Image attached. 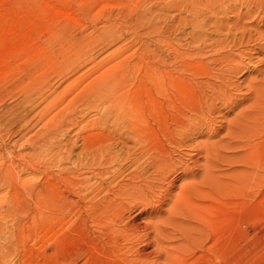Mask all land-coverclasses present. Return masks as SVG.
<instances>
[{
    "label": "bare ground",
    "instance_id": "1",
    "mask_svg": "<svg viewBox=\"0 0 264 264\" xmlns=\"http://www.w3.org/2000/svg\"><path fill=\"white\" fill-rule=\"evenodd\" d=\"M167 1L165 3H167ZM218 1H222V0H176V2L174 1L175 2L174 6L176 7L179 6L178 7L179 11L182 9L181 11L183 13L186 12V15L188 12L189 15L191 14L193 16V21L195 18L196 19L195 21H197L195 23H198L197 25L196 24L191 25V30L189 32L186 31V33L183 32L184 34L181 33L182 35L180 36V38L176 35L177 40L180 39V41H178L177 44L172 43L171 41H168V40H171V38L169 39V37L165 36V33L167 32V29L165 27H167V25H147L148 39H147V42L145 43V48H144V45L142 48L143 50L145 49L146 51V59H145L146 66H145L144 71L142 72L143 73L142 79L141 80L137 79L140 84L141 83L143 85L146 84V86L144 85L145 89L143 88L145 92V94L143 92L144 95L140 94L139 92H137L135 95H132L130 94V90H129L128 93L125 92L126 95L130 94V96L128 95V100L126 99L127 97L125 98L124 92H122L121 94L119 92V94L117 93V95L114 94L112 96L113 89L115 88L114 86L117 85L118 82H122L127 76L129 77L131 75V72L137 69L136 61L134 62L133 60L132 62L130 61L131 64H128L129 62L128 63L126 62L127 64L125 65L127 66H124L125 62H122V60L125 59L127 61L128 58L123 57V59L118 60L119 58H117L116 54L118 53V50L121 49L119 47L111 55L109 54L110 57L107 56L103 58L102 60H98V58L95 56H87V57L85 56V58L81 60V58H79L80 57L79 55L81 52L79 53V51L83 47V45L80 46L79 44H77L78 42L77 43L71 42L72 44H68L70 46H68L67 48V51L69 50L67 52V55L61 56L62 58L59 63L56 62L54 66H50V69L36 70V73H35L36 76H34V78L32 79L30 78L28 84H26V88L24 87L25 88L23 91L24 98H22V100L20 99L21 102L17 103L14 108H11L10 112L6 115V117L8 115L9 117H11V121L13 119V121L24 123L23 127L27 129L28 133L36 130L41 124L43 126L40 127V129L38 128L34 134L32 133L33 135L31 136V140L29 142L27 141V144L24 145V148L22 147L23 155L21 156L20 154V156H15V157H21L19 158L20 162L15 161V157L12 158V161L10 160L11 162H7V160L9 159L7 158L6 161L3 160L4 157L3 155L0 154V161H1L0 162V186L6 187L5 185L8 184L7 189H9V184H10V186L12 187V193H13V199H14V200L12 199L13 201L11 200L12 202L10 203L9 201L11 199L10 197L11 195H10L8 196L10 198V199L8 198L9 203L4 202L3 204H0V264H17L16 260L20 258L21 256H23V255L21 256L19 255L20 256L19 257L17 255L20 253V251L24 249L23 247H26L24 245L27 244V242L29 243L28 237H30L29 235H31V233L28 232V229L30 227L37 228L38 226H40V229H42L44 225L50 226L51 224H47V223L52 222L54 217L57 216L55 214V212H57L55 209L63 210L65 208L64 207L65 201L63 200V197H62L63 201L61 200V201L56 202L54 201V199H52V196L50 195L52 190L51 192H48V190L51 189L50 188L51 181L46 179V182L44 184L43 183L40 184L38 181L39 180L38 178V180L36 179L37 181L34 180L35 182L34 183L32 182L33 184L30 185L27 183V180H22V179L19 180L20 176H18V173L20 171L17 173L16 169L21 168V166H23V169L25 171L31 173L30 175H32V173L36 175L44 174L46 172L45 171L46 168H48L45 166H49V167L55 166L56 167V165L58 166L60 164L61 162L60 160H63L61 159L62 155L60 153H65L64 152L65 149L63 148L64 149L62 150L63 152L59 153V151L61 150L57 149L56 148L57 146H55V144L58 140L60 141L62 139L60 136L65 135L64 132L66 131L64 130L65 128L68 127L67 123H70V122H67V116L62 117V115H60L61 113L59 112L60 113L59 114L57 112L58 114L55 113L54 117L52 116L51 118L50 114L46 112L45 108L47 106L45 105L46 107L43 109L44 107L43 105V107H41L43 109L42 112H40V107H39L40 113L38 114L35 113L36 115L32 116L31 119H28V118L30 117L31 114H33L37 110L38 106H40L42 103H45V101H48L47 97L43 96L44 93L43 95H41L40 93L47 88V83L49 81L48 78L54 74L63 76V78L64 77L68 78L70 75H72V72L75 71V69H73L72 72L67 71L68 69L70 71V66H71V65L70 66L66 65L68 61L69 63L71 61H74V63H76L77 61L79 62L81 60L79 64H77V71L75 73L79 75L80 73H83L82 71H86L85 73L87 74L86 77H88V79L86 78V80H84L85 82H82V84L81 83L80 84L84 85L83 91H85V93L87 92V94L85 95L83 94V95L85 97L89 95V100L90 102H92L89 105H91L94 108L95 116L94 118H92V116H89L91 117L89 118L88 117L89 111H88V113L86 112L87 114L84 115L83 119L80 117L82 119L81 122H83V123L80 122V124L82 125V128H81L82 130H80V134L83 133V132L81 133V131H85V132L88 131V132L84 133L85 135L82 134L81 136L78 133L79 132L78 130L77 132H75L79 134L81 138H83L82 144H80L82 147V148L80 147L81 148L80 154L78 153L76 158H73L72 153L74 152L73 150H74V146H76L75 144H77V142H75L76 137L74 138V136H76L77 134L76 135L71 134V136L73 135V138L67 139V145H62L63 143L61 144V146L67 147V153H65L67 154L65 155L67 156V159L65 160L67 162V173L69 175L70 173L73 175V177L71 176L67 177V181H71V182L74 181L72 182L73 187H75L76 183H79L76 189L71 188L72 192H70L71 191L70 188H69L70 191L68 190L70 195H73L77 198L73 199V196L71 198L67 196V199H65L67 200L66 213H67V216L73 215L77 219H80L81 223L83 221V224L80 223L81 225H83L82 227L80 226L81 228H84V227L87 228L89 224L91 223L96 228V230H94L95 231L94 234L96 233V235L93 234L94 236H96V238L93 237L90 239V241L88 242V244H90L89 248L84 247L85 249L83 248L82 250V248L80 249V248L75 247L71 249L69 252H67L68 254H66L67 256H66V261H65L66 264H77L78 262L75 263L74 261H77L81 257H82V260L84 259L83 264H141L139 260L131 261L127 257H125V254L128 253L129 248L126 245H123L122 243L119 242V239H117L119 230L114 227L116 220L121 219V218L123 219L124 218L123 215H125L124 213L130 210L131 208H133L134 206V205L129 204V202H127L128 200H126V197L129 198V196L134 195L135 191L136 192L140 191L138 180L141 177H143L144 174L146 175V177L148 176V173L150 175V171L146 173L149 167L151 168L155 166L156 168L159 167L161 170H163V172H164V169L165 170L168 169V172H170L173 170L176 171L178 168L180 169L182 168L184 175H187V173H190V171H188L189 170L188 167H186L187 166L186 163H183V161L179 159H178L179 161L175 160L176 157L174 158V155L172 154V151H173L172 149L175 146H178L180 143L179 138L181 139L182 137L180 136V134L181 135L187 134L186 136L189 137V135L191 136V134L195 133L194 131L199 132L200 124H198L197 119H199V117L205 118L203 117V115L209 109L212 110L211 107H213L214 105L220 107L219 105H217V102L218 103L220 102L219 104L222 106L223 105L231 106L236 100V98L235 96L232 97L231 95H227L224 87L226 86L227 88V86L231 85L232 83L230 84V82L234 79V77L236 78V77L243 76V75H246V76L244 77L242 82H239V84L237 81L240 79L236 81L237 85L234 81L232 82H234L235 85L237 86L235 87L237 88V90L245 86L247 91H245V88L242 90H244L247 93H245V96L240 104L242 105L243 103H247V105L229 123V125L224 128V130H226L227 132L226 137H228V142L227 141H226L227 143L225 142L226 147L224 146L225 147L224 149L235 151L233 155L235 153H236L235 155L239 154L240 156L238 157L239 158L238 161H240V163H242L243 165L247 166L248 169L250 168L251 165L254 164L255 150L257 148L258 142L264 136V58L257 60L260 63V64L257 63L258 65L255 64V61H254L255 59L253 60V58L255 57V55H257L256 57H258L259 55H263L264 53V44H260V43H263L264 41L258 42L261 39V37L264 40V30L261 31V26H258L255 23L256 25H254V29L255 28L256 29L253 30L254 34L256 32L259 34V37L255 38L253 36V31L249 29L250 27L242 28L240 24L233 25V26L229 24L227 25L226 24L227 22L225 21L226 18L222 20V22L221 21L218 22L216 15L215 17L212 16V14L214 15V12H216L215 10L218 9L220 5L221 6L224 5V3L221 4L223 2L222 1V2H219L220 5L217 7V5L215 4H218L217 3ZM258 2L259 1L254 2V4L257 3L256 6H258V9H260L259 8L260 5H258L259 3H262L263 4L262 8H264V0H261L259 3ZM244 3L248 5L247 2L244 1ZM244 5L245 4H243V6ZM204 7L208 8L206 12L210 11V13L212 14L209 13V15H211L215 19L211 18V16L209 17L203 16L202 13L205 11L203 12H200V11L204 9ZM223 8L224 6L222 8L219 7V10L221 11V9ZM231 8H232V5H231ZM232 9H235V7ZM249 10H252V9L250 8ZM249 10H247V15L252 16L251 11ZM262 10H260V12ZM224 11H226L225 8H224ZM222 12L223 11H221V13ZM253 13H254V10H253ZM200 17L201 18L204 17V20H206L207 18L209 19L204 21ZM199 18L201 19V21L206 22V24H203V22L201 23ZM259 18H260V15H259ZM183 19H185V17H183ZM262 19H264V16L262 17ZM189 20H192V19H189ZM212 22L214 24H212ZM223 22H226V23L223 24ZM175 26L173 25V29L176 30L178 28L177 30H179V28L184 29L185 27L189 25L180 24L179 26L175 24ZM208 26L209 28H207ZM169 27H172V26L169 25ZM113 34L108 35V36L112 38L111 36L113 37L115 36ZM105 35H106L105 39L107 41L108 39L107 33ZM80 39L82 38L80 37ZM75 41L77 40L75 39ZM252 41L254 43L256 41L258 42L257 44H255L256 47L251 49V47L249 46L251 49V50L249 49V51L251 53H246L243 49V52H245L246 55H242L243 53L242 54L240 53L241 57L238 58L237 54L234 51L238 49L241 45H244V43L249 44ZM242 48H240L239 50H241ZM85 51L88 52L89 49L88 50L86 49ZM77 53H79V55ZM83 55H85L84 52H83ZM137 57H139V54H137ZM70 64H73V63L71 62ZM82 65H83V68H81ZM66 66L67 67L69 66V67L66 69ZM137 66H140V65H137ZM251 74H254V75L251 76ZM224 78L226 79L228 78L229 80H231L229 84L227 82L224 83L225 81H228ZM77 79L78 78H75V79L73 78L72 81H75ZM130 79H133V77L130 76ZM217 79L218 80L220 79L219 81L222 83L219 84ZM137 80L135 81L137 82ZM73 83L75 84V82H71L67 84L66 86L64 85L65 87H63V89L59 92L58 91L56 92V90H53V89L49 90V91H52V95H55V98L53 99L59 100L58 101L59 105L61 104H63L62 106L65 105L66 100H67V91L69 90L67 89V87L69 86L70 90L71 88L74 89V86H72ZM61 84L63 85V83ZM120 84L122 85L123 83H120ZM125 84L127 83L125 82ZM76 85L78 89L79 85L78 84ZM138 85L139 84H136L135 87L138 88ZM130 86L131 85H129L128 87V84H127L128 88H131ZM231 86L233 87V85ZM127 87L126 89H128ZM229 87L227 88L228 90H230ZM117 88H115V92H118L116 91ZM80 89L82 90V88ZM217 89H220L219 90L221 91L220 93L223 92V94H219V91L218 93L215 94V90ZM232 91L235 92V89ZM240 91H238V93ZM44 92H46V90ZM84 96L83 98H85ZM57 97H59L60 99H57ZM109 97L112 98L110 100L111 102L109 101L112 104H110L109 102L107 103L108 99H110ZM124 100L125 101L127 100V102L125 103ZM115 102H122L123 105L122 104L119 105L120 109L122 108V110H124L123 107L124 108L126 107L128 111L127 113L128 116H129V113H131V115H133V119L130 118V119L124 120L123 119L124 117H121V116H120L121 118L119 117L117 118V116L120 113L117 116H115L117 109L116 110L114 109L118 106L116 105L117 103ZM47 104H51V103H47ZM183 104H184V108L186 107L190 109L191 111L196 113L194 114V116L197 115L198 117H194L195 119L194 118L190 119L192 118V115H191L190 118H188V116L186 118V112H184L181 109V106ZM236 104H239V102H237ZM87 107L88 106L86 107L83 106L81 108H87ZM216 108L214 109L218 112L219 109L218 108L216 109ZM64 109H61V111ZM88 109L90 108L88 107ZM214 109L213 111H208V112L209 113L215 112ZM123 113H126V111L125 112L123 111ZM80 115H81V112H80ZM184 115H185V118L189 120L188 124H187V121H185V118L183 117ZM73 117H71V119ZM110 117H112V119ZM207 117L210 118L211 116H207ZM50 118L51 119L54 118V120H52V123L54 122L53 124L51 123ZM36 119L38 121H36ZM47 119L50 120L49 121L50 123L49 122L46 123ZM194 120L197 121L199 129L195 128L196 126H195ZM199 122L201 123V118ZM205 123L203 122L202 124H205ZM12 124H16V123L12 122ZM185 126H188V128L185 129L187 130L186 133H183V129H184L183 127ZM68 131L70 130L68 129ZM178 136L180 137L178 138ZM78 137H77V140L79 139ZM95 137L98 138L97 141H95L96 139L94 140ZM223 140L225 141V139ZM128 141L133 142L134 146L133 145L130 146L131 144L128 145L129 143ZM57 145L59 146V143ZM208 150H211V149H208ZM173 152L175 154V150ZM225 154L229 155L228 153H225ZM146 156H147V159H146ZM56 158L60 159L59 160L60 162L58 164H55L56 162H58V159ZM205 162H206L205 166L203 167L206 172L204 173L205 175L202 177V179H199V181L195 183V181L197 180L195 178L197 177V174L195 175L194 171L188 174V175L193 176L195 181H192L188 184H183L182 186H180L179 194L175 197V199L173 197V200H172L174 201L173 208L170 207L172 209L171 211H173L174 214L179 215V217L180 216L183 217V218H178L175 216L171 217L173 220L178 221L181 227L188 226L198 231L197 233L200 235V238L195 239V243L199 245L200 247H203L204 240H208L210 237L216 238V235L219 236L220 232L222 231L220 229V226L223 224L221 221H219V214H222L224 212V210L222 209L223 207H229L231 205L229 202L230 198H233L234 196H237L238 194L240 195L244 191L245 187L247 186V182H249L252 177H258L257 174H252L250 172L248 174L244 173L246 176L242 174L243 177L242 175L235 177L234 180H232V182H229L230 184L228 183V180L225 181V179L224 180L221 179L223 180V182H221V180L218 178V175H216L214 171L215 167L218 165L217 159H215L214 157L208 154V156H206ZM236 162L234 160L233 163L232 162L230 163L235 164ZM68 163H70V166H68ZM107 163L108 164L111 163L110 165H112L113 169L110 170L109 167L107 168L108 166L106 165ZM178 163L179 165L181 164L180 167H178L177 165ZM95 164L96 166H94ZM105 166H106V169H105ZM80 167H83V168L87 167L88 169H91V171L89 170L90 173L88 172V174L91 175L92 173L93 174L92 178H95V180L93 179L94 181L92 182V179H90L91 178L90 175L85 176V177L84 176L82 177L81 175V177H77L78 168ZM204 169H202V171ZM83 170H82V173H85V171L83 172ZM151 170H152L151 172H153L154 169H151ZM236 170L237 169H235L234 167L233 171H236ZM239 171H242V170H239ZM79 172H81L80 169H79ZM239 173L241 174V172ZM162 175H164V173ZM100 176L102 177L101 179L98 178ZM152 177L155 178V176H152ZM157 177L158 176H156V178ZM73 178H75L78 182H76V180H71ZM81 178L82 180H79ZM163 179L166 180V177ZM88 180H90L92 183H88L90 182ZM145 180H149V179H145ZM152 180L154 181V179L151 178L150 181L153 182ZM148 183H145V184H148ZM165 183L163 181L162 185ZM66 184H69V183H66ZM160 186L161 185H159V187ZM149 188L151 189V185ZM150 189L148 191H150ZM153 189L155 188L153 187ZM160 189L162 190V188ZM156 190H159V189H156ZM141 192L140 193L138 192V193L143 194ZM54 193L58 194V191L54 190ZM154 193H156V191ZM131 198L130 200L134 199V198L132 199ZM141 198H143V196ZM1 201L3 200L0 199V202ZM133 202L132 204H134ZM73 207H75V213L71 214V209ZM4 213L6 214L7 218L10 217V219H12L11 223L8 221H5L4 219L5 216H2ZM52 214H55V216L52 217ZM1 218H3L4 220ZM61 218H64V217L62 216ZM54 222H56L55 219L52 223ZM63 227H64V223H63ZM26 228H27L28 237L26 236V233L24 232ZM44 228L46 229V227ZM59 228L61 227L59 226ZM45 229L43 231H45ZM51 229L52 228L50 226L49 230ZM32 231L36 233L34 229H32ZM184 231H187V229H185ZM188 231H192V230L189 229ZM88 232L86 235H88ZM91 232L93 233V231ZM92 233L90 237H92ZM34 235L35 234L31 235L32 238L31 237L30 238L33 239ZM46 235L48 234L46 233ZM42 236H43L42 237L43 239L44 234H42ZM34 238H38V237H34ZM70 238H71L70 235L69 236L67 235V241L69 240L68 242L71 243L73 240H70ZM38 239L36 240L33 239L34 240L33 242L36 245H39L37 244V242H35V241H38ZM46 239H47V236H46ZM51 240L53 241L54 239L51 238ZM59 240L61 239L56 237V241L54 240L55 242L54 244L60 246ZM30 242L32 241L30 240ZM45 242H50V241L46 240ZM73 243H71L72 246L74 245ZM45 245L46 244H44V246ZM51 246H53V243ZM40 247H43V246H40ZM41 249L43 250L44 248H41ZM41 249L39 250L41 251ZM179 249H181V246L179 247ZM23 251L21 252L22 254L24 253ZM26 251L27 250H25V253L27 255V253H30L31 249L30 251H27V252ZM31 254L29 255V257L31 256ZM35 255L36 254H34V256ZM105 257L107 258L108 262L107 263L101 262ZM174 258L178 262L177 264H185L187 261V258L182 260L179 256H175ZM34 259H37V258H34ZM21 260H22V257H21ZM21 260L19 261L20 264H21ZM58 260L60 259H57L56 261L58 262ZM60 263L65 264L63 263V261ZM27 264H29V262ZM31 264H33V262Z\"/></svg>",
    "mask_w": 264,
    "mask_h": 264
},
{
    "label": "rangeland",
    "instance_id": "2",
    "mask_svg": "<svg viewBox=\"0 0 264 264\" xmlns=\"http://www.w3.org/2000/svg\"><path fill=\"white\" fill-rule=\"evenodd\" d=\"M166 1L167 0H0V117H1L0 118L1 119L0 120V136H1V138H0V154L3 155V157H4L3 160L6 161V159L8 158L9 160H7V162H11L13 157L20 156V154L22 156L23 155L22 147L24 148V145L27 144V141L29 142L31 140V136L36 132V130L38 128L40 129V127L43 126L41 124V125H39V127L36 130L28 133L27 129L23 127L24 123L18 122V121H13V119L11 121V117H9V115H8L7 117H9V118H7L6 115L10 112L11 108H14L16 106V104L20 103L22 98H24V96H23L24 92L23 91L26 88V84H28L30 78L32 79V78H34V76H36V74H35L36 70L50 69V66H54V64L56 62L59 63L61 61V58H62L61 56L67 55V52L69 51V50L67 51V48H68V46H70L68 44H72L71 42H76V43L78 42L77 44H79L80 46L83 45V47L79 51V53L81 52L80 55H79V53H77L80 56L79 58H81V60L84 59L85 56L86 57L87 56H95L98 58V60H102L103 58L109 56V54L111 55L114 51H116L118 49V47L121 48L120 50H118V53L116 54L117 58H119L118 60L123 59V57L124 58L127 57L128 58L127 61L125 59L122 60V62H125L124 66H127L125 64H127L128 62H129L128 64H131L130 61L132 62V60H133V62L136 61L137 62V64H136L137 69H135L133 71L136 74L131 72L130 76H132L133 79H130V76L129 77L127 76L122 82H118L120 86L118 85V83H117V85L114 86L115 88L118 87L116 89V91H118V92H115V88H114L113 92H112V96L114 94L117 95V93L119 94V92H120V94L122 92H124L125 98L127 97L126 99L128 100V95L130 96V94L135 95L137 92H139L140 94L144 95L145 92H144L143 88L145 89L144 85L146 86V84H144V85L142 83L140 84L138 82V80L142 79V77H143L142 72L144 71L145 66H146V60H145L146 59V51H145V49L143 50L142 48H143V45L145 48V43L147 42V39H148V35H147L148 34V27H147V25H167V27L171 30H169L167 27H165L167 29L165 36L169 37V39L171 38V40H168V41H171L172 43L177 44V42L180 41V39L177 40V36L180 38V36L182 34L186 33V31L189 32L191 30V25H193V24L197 25L198 24V23H195V22H197V21H195L196 20L195 18L193 21V16L191 14L189 15V13L187 12V15H186V12L183 13L181 11L182 9L179 11V8H178L179 6H177V7L174 6V3L176 2V0H169V1H167V3H165ZM222 1H218L217 2L218 4H215V5H217V7H218L220 5L219 2H222L221 4L224 3V5H222V6L220 5L219 7L222 8L224 6L226 11L229 10L228 12L224 11V8H223V9H221V11H223L221 13V11L219 10V7H218V9L215 10L217 12V14H216V12H214V15L212 13H210L209 10H208L209 12H206L208 9L207 7H204V9H202L200 12H203V11L206 12V13L205 12L202 13L204 17L211 16V15H209V13L212 14V16H214V17L216 15L218 22H220V21L222 22V20H224L226 18L225 21L227 23L223 22V24L226 23L227 25L229 24L232 26L240 24V26H242V28L250 27L249 29L252 31L256 29V28L254 29V25L257 24L258 26H261V31L264 30V24H263L264 19H262V17L264 16V10H262V9H264V8H262L263 4L259 3L261 0H242V1L239 0V2H238V0H222ZM244 1L247 2L248 5H246V3H244ZM251 1L252 2L253 1L254 2L259 1L258 5H260V7H259L260 9H258V6H256L257 3L254 4V2L252 3ZM169 3H170V5H169ZM233 3H234V5H233ZM243 4H245V5L243 6ZM231 5H232V8L235 7V9H232ZM255 6L257 7L258 10L256 9ZM226 8H228V9H226ZM250 8L252 10H249ZM247 10L251 11L252 16L247 15ZM253 10H254V13H253ZM260 10H262V11L260 12ZM218 14H219V16H218ZM259 15H260V18H259ZM212 16H211V18H213ZM183 17H185V19H187V20L183 19ZM204 17H202V18L200 17V18L204 20ZM249 17H251V18H249ZM188 18L192 19V20H189ZM201 19H200V21H201ZM208 19L209 18H207L206 20H208ZM213 19H215V18H213ZM206 20H204V21H206ZM255 20H257V21H255ZM192 21H193V23H192ZM202 22L203 21H201V23ZM209 22H208V24H209ZM175 24H177L179 26H180V24L181 25H183V24L189 25V26L185 27L184 29L179 28V30H177L178 29L177 28L175 30V29H173V25L175 26ZM203 24H206V22H203ZM212 24H214V23L212 22ZM169 25L172 27H169ZM175 28H176V26H175ZM207 28H209V26ZM106 29L108 31L110 30L111 32L109 31L110 32L109 33ZM180 30H181V32H180ZM115 31H116V33H115ZM105 32L107 33V36L112 35L113 33H114L113 35H115L114 37L111 36L112 38H110V36H108V39H107L108 43L105 39V37H106ZM253 36L255 38H257V37H259V34L257 32L254 34V31H253ZM80 37L82 39H80ZM118 38H120V39H118ZM75 39L77 41H75ZM93 39H95V40H93ZM257 41L255 43L252 41L249 44L244 43V45L247 44L246 46L241 45V44H243V43H241L240 44L241 46L239 45L240 47L234 51L237 54V57L238 58L241 57L240 53L241 54L243 53L242 55H246V53H251L249 51L250 47H251V49H253L256 47L255 44H257L258 42H263L264 40L261 37V39L258 42ZM104 43H106V44H104ZM260 44H264V42L260 43ZM79 45H77V46H79ZM178 46H180V45H178ZM240 48H242V49L239 50ZM86 49L87 50L89 49V51L88 52L85 51ZM243 49L246 53L243 52ZM82 50H84V51H82ZM138 51H140V52H138ZM83 52L85 55H83ZM121 52H122V54H121ZM119 54H120V56H119ZM133 54H135V55H133ZM137 54H139V57H137ZM256 56L257 55H255V57L253 58V60L255 59L254 60L255 64L259 63V61H257V60L264 58V57H262V56H264V53H263V55H259L258 56L259 58ZM129 58H130V60H129ZM139 60H141L142 62ZM254 61H252V62H254ZM71 62L74 65L70 64ZM71 62L69 63V61H68V63H66V65H69V66L71 65L70 71H69V69L67 71L72 72L73 69H75V71H73L72 75H70L68 78L67 77L63 78V76H60L58 74L51 75L50 77L48 76L49 81L47 83V88L45 89L46 92H44L45 90L40 92L41 95H43V93H44L43 96L47 97L48 101H45V103H42L40 106H38L37 110L33 114H31L30 117L28 118V119H31L32 116L42 112L46 106L48 107V105H49V107L48 108L46 107L45 109H46V112L48 114H50L51 118H52V116L54 117V114L57 112L58 113L60 112L61 114L60 113L59 114L62 115V117L67 116V122H70V123H67L69 128L66 126L67 128H65V130H64V131H66V132H64V134L66 136L64 134H62V135H64V136H60L62 139L60 141L58 140L55 144V146H57L56 148L61 150V151H59V153L63 152L62 150H64V149H65L64 152L67 153V147L61 146L62 143H63L62 145H67V139L73 138V135L77 134V133H75V132H77V130L79 131L78 133L80 134V130H82L81 129L82 125L80 124V122L82 121L84 115H86L89 111L88 117L92 116V118H94V116H95L94 115V113H95L94 108L91 105H89L92 103L89 100V95H87L86 97L84 96L85 94H87V92L85 93V91H83L84 85H81L82 82H85L84 80H86V78L88 79V77H86V75H87L85 73L86 71H82L83 73H80L79 75L76 74L75 72L77 71V64H79V62L78 61L76 63H74V61H71ZM137 65H140L141 67L137 66ZM68 67L66 66V69ZM81 68H83V65ZM88 68H90V67H88ZM137 71H138V73H137ZM29 72L32 74H30ZM27 73H29V74H27ZM253 75L254 74H251V76H253ZM134 76H135V78H134ZM245 76L246 75L239 76L236 78L234 77V79L232 78L233 79L232 81H234L237 85V82H238V84H239V82H242ZM136 77H138V78H136ZM73 78L74 79L78 78V79L75 81H72ZM134 79L135 80L138 79L137 80L138 83ZM224 79H226V78H224ZM238 79H240V80H238ZM133 80H134V82H133ZM219 80H218V82H219V84H221L222 82H220ZM226 80H228V81L224 80L225 81L224 83L227 82L229 84V82L231 81L228 78ZM124 81L128 84V87H129V85H131L130 86L131 88H128L127 84H125ZM129 81L130 82L132 81L133 83L131 82V84H130ZM232 81L230 82V84L232 83L231 85H233V87L231 85H229V86L232 88L227 86V88L229 87V89H230V90H228L226 88V86H225L226 84H225L224 89L226 90L227 95H231L232 97L235 96V98H236V100L234 101L235 104L233 103L231 106L230 105H228V106L223 105L222 106L219 104L220 102L219 103L217 102V105H219L220 107L215 106V105L213 107L214 108L217 107L219 109L218 112L213 107H211L212 110L209 109L208 111H213V109L215 111V112H210L211 115L207 111L203 115V117H205V118H202V117H199V119L196 118L198 121V124H200L199 125L200 129L198 128L197 121L194 120L195 126H196L195 128H198L200 130L199 132L194 131L195 133L191 134V136L189 135V137L186 136L187 134H182V135L180 134V136H182V137L180 139L179 138L180 136H178L179 142H180L179 145L175 146V147L172 146V147H174L173 149L171 147V149L173 151L175 150L176 155L171 150L172 154L174 155V158L176 157L175 160H177V161L182 160L183 163H186L187 166L186 165L185 166L188 167V169H189L188 171H190V173L194 171L195 172L194 174L195 175L197 174V177H195L197 180L195 181L193 176L188 175L190 173H187V175H184L182 168L181 169L178 168L177 169L178 171L173 170L174 172L173 171L168 172V169H166V170L164 169V172H163V170H161L159 167H157V168H156V166L152 167V168L149 167V169L146 173H148L150 171V175L148 173V176L146 177V175L144 174V176L139 179L140 181L138 180V184L140 187V191H138V192L140 193L143 190L141 192L143 194H139L138 192L135 191L133 196H129V198L126 197V200H128L127 202H129V204L134 205V206H133V208L128 210L130 213L128 211L124 213L125 215H123L124 216L123 219L121 218V219L116 220L114 227L119 230V234H118V238H117V239H119V242L122 243L123 245H126L129 248V249L126 248L129 251H128V253L125 254V257H127L129 260H131V261L139 260L141 262V264H177L178 262L176 261V259L174 257L179 256L182 260L187 258V261L185 264H264V136L258 142L257 148H256L255 153H254L255 161H254V164L251 165L249 169L247 168V166L243 165L242 163H240V161H238V159H239L238 157L240 156L239 154L235 155L236 154L235 153L233 155V153L235 151L224 149L226 147L225 142L226 141L228 142V137H226L227 132H226V130H224V128L226 126H228L229 123L247 105V103H243L242 105L240 104L242 102L244 96H245V93H247V92H245V91H247L245 86H243L241 89L237 90V88H235L237 86ZM71 82H75V84L73 83V85H72V86H74V89L71 88V90H70V87L69 86H68L69 88L67 87V89H69V90L67 91L66 103L64 106H62L63 104L59 105V102H58L59 100H54L53 98H55V95H52V91H49V90L53 89V90H56V92L57 91L59 92L63 89V87H65L67 84H69ZM61 83H63V85ZM120 83H123V84L121 85ZM76 84L79 85V88H78L79 91L77 89ZM136 84H139L138 88L135 87ZM125 85L128 89H126ZM80 88H82V90ZM244 88H245V91L242 90ZM139 89H141V90H139ZM234 89H235V92L232 91ZM129 90H130V94L126 95V93H128ZM219 90L220 89L215 90V94L218 93ZM238 91H240V92L238 93ZM143 92H144V94H143ZM220 92L221 91H219V94H223V92L222 93H220ZM233 94H235V95H233ZM83 96L85 98H83ZM112 96H110V97H112ZM57 99H60V98L57 97ZM111 99L112 98L108 99L107 103ZM127 100L126 101L124 100L125 103L127 102ZM237 102H239V104H236ZM47 103H51V104H47ZM115 103H117L116 105H118L116 108L114 107L115 108L114 110L117 109L115 116H117L120 113L117 116V118L118 117L119 118L124 117L123 118L124 120L130 119V118L133 119V115H131V113H129V116H128V114H127L128 111H127L126 107H125L126 109L123 107L124 110H122V108L120 109L119 105L120 104L123 105L122 102H115ZM110 104H112V103H110ZM43 105H44V107H43ZM55 105H57V106H55ZM122 105H121V107H122ZM83 106L84 107L88 106L90 109H88V107L87 108H81ZM39 107H40V112H39ZM41 107H43V109ZM91 107H92V109H91ZM185 108H184V104H183L181 106V109L184 112H186V118H187V116H188V118H190L191 115H192V118H190V119H193L194 117H198L197 115L194 116V114H196V113H194L193 111H191L188 108H186V109ZM61 109H64V110H62L64 112H62ZM187 109H188V111H187ZM50 110H52V111H50ZM6 111H8V112H6ZM119 111H121V112H119ZM123 111L124 112L126 111V113H123ZM80 112H81V115H80ZM190 112H192V113H190ZM2 113H3V115H2ZM189 113H190V115H189ZM122 114H123V116H122ZM181 116H182V114H181ZM207 116H211V117L209 118ZM71 117H73V118L71 119ZM183 117L185 118V115ZM51 118H50V120L52 123V120H54V118L53 119H51ZM89 118H91V117H89ZM110 118L112 119V117H110ZM186 118H185V121H187V124H188L189 120ZM200 118H201V123L199 122ZM47 120H46V123L50 121V120H48V121ZM74 120H76V121H74ZM36 121H38V120L36 119ZM12 122L16 123V124H12ZM76 122H78V123H76ZM203 122L204 123L206 122V123L202 124ZM81 123H83V122H81ZM184 125H186V124H184ZM10 128H11V130H10ZM183 128H184L183 133H186L187 130H185V129L188 128V126H185ZM68 129L70 131H68ZM15 132H16V134H15ZM86 132H88V131H86ZM86 132L81 131L82 134H84ZM62 133H63V131H62ZM71 134H73V135L71 136ZM79 134L74 136V138L76 137L75 142H77V144H75L76 146H74V150H73L74 152L72 153L73 158H76L78 153L80 154V151L82 148L80 144H82L83 138L80 137L82 134H80V136H79ZM185 136L187 139L185 138ZM77 137L79 138L78 140H77ZM223 139H225V141ZM62 140H63V142H62ZM94 140L97 141L98 138L95 137ZM222 141H224V142H222ZM128 142H129L128 145L131 144L130 146H132V145L134 146L133 142H131V141H128ZM20 143L22 144V146ZM58 143H59V146L57 145ZM64 143H66V144H64ZM18 147H19V149H18ZM208 149H211V150H208ZM229 151H231V152H229ZM211 152H212V154H211ZM65 153H60L63 157V158L61 157V159H63L64 161L67 159V156H65L67 154H65ZM225 153H228L229 155H226ZM208 154L211 155L212 157H214L215 159H217L218 165L216 166L217 168L215 167L214 171H215V174L218 175V178L220 180L225 179V181L228 180V183H229V182H232V180H234L235 177L242 175L244 173L248 174L250 172L252 174H257L258 177H252L251 180L249 182H247L246 187H248V188L245 187L244 191L240 194L241 196L238 194L239 196L237 195V196H234L233 198H230L229 202L231 205L229 207H223L222 208L224 210V212L222 214H219V221H221L223 223L220 226V229L222 231L220 232L219 236L216 235V238L210 237L208 240H204V243H203L204 248H203V247H200L199 245H197L195 243V239L200 238V235L197 233L198 231L195 230L194 228L188 227V226L187 227H181L179 225V222L173 220L171 217L172 216H175L178 218H183V217L182 216L179 217V215L174 214L173 211H171L172 210L171 208H173V205H174V201H172L173 197L175 199V197L179 194L180 186H182L183 184H188L192 181H195V183H196L197 181H199V179H202V177L205 175L204 173L206 171H205L203 166H205L206 156H208ZM64 157H65V159H64ZM19 158H21V157H15V161L20 162ZM56 159H58V162H56L55 164H58L61 161L58 166L56 165V167H58V168H56L55 166L54 167L45 166V167H48L49 169L46 168V170H45L46 172L44 174L36 175V174L32 173V175H30L31 173L25 171L23 169V166H21V168H18L19 170L16 169L17 173L20 171L18 173V176H20L19 180L20 179L27 180V183L30 185H32L35 181H37L38 178H39L38 181L40 184L41 183L44 184L46 182V179L51 181L50 182V188L51 189H49L48 192H51V190H52V192L50 193V195L52 196V199H54V201L58 202V201H61L62 197H63V200L65 201V203H64L65 208L63 209L64 211L60 210V209H55L57 212H55V210H54V212L57 216H55V214H52V217L55 216L54 219L57 223L56 222L52 223L54 221V219L52 222L47 223V224H51L50 225L52 228L51 230H49L50 226H45V225L42 227V229H40V226H38L37 228L35 227L36 229L34 227L33 228L30 227L28 229V232L31 233V235L35 234L33 236L34 240L39 238L38 241H35L39 245H36L33 242L34 240L31 239L32 238L31 235H29L31 238L27 236V228H26V230L24 232L26 233V236L29 239L28 240L29 243L27 242V244L24 245L26 247H23V248L27 251H30V249H31L32 252L30 251V253H27V255H28L27 256L25 253V250L23 249L24 250L23 251L21 249L25 254L24 253L22 254L21 253L22 251H20V253L17 256H19V255L20 256L23 255V256H21L22 260H21L20 256H19L20 258H18L16 260L17 264L20 260H21V264H24L25 261H26L25 264H27L28 262H29V264H31L32 262H33V264H36V262H37V264H44V263L53 264V262H54V264H55V262H56V264H62V263H60L62 261H63V263L66 264L65 261H66V256H67L66 254H68L67 252H69L71 249H73L75 247L80 248V249L82 248V250L84 247L89 248L90 244H88V242L90 241V239L93 237L96 238V236H94V235H96V233L94 234V232H95L94 230H96V228L91 223L88 226L89 228L87 227L89 230L85 227H84L85 228L84 229V228H81L83 226V225H81V224H83V221L81 223L80 219H77L73 215L67 216V213H66V211H67V200H65V199H67V196L70 198L73 196V195H70L69 191L71 188L76 189V187H78L79 183H76L75 187H73L72 182H74V181H72V182L67 181V177H70V176L73 177V175L69 171L68 172L70 173V175L67 173V162L60 160L59 158H56ZM146 159H147V156H146ZM212 160H214V159H212ZM227 160L232 162V163L234 160H235V162L236 161L237 162L235 164H232V163L228 162ZM55 161H57V160H55ZM55 164H53V165H55ZM110 164L107 163L106 165H108L107 168L109 167V169L111 170L113 168H112V165H110ZM53 165H51V166H53ZM177 165H178V167L181 166V164L179 165V163ZM195 165H197V166H195ZM68 166H70V163H68ZM94 166H96V164ZM218 166H219V168H218ZM192 167H194V168H192ZM200 167L202 169H204L203 170L204 172L202 171V169ZM234 167H235V169H237L236 170L237 172L233 171ZM65 168H66V170H65ZM158 168H159V170H158ZM20 169H22V170H20ZM79 169L81 172H79ZM105 169H106V166H105ZM151 169H154L153 172H151L152 171ZM156 169L160 173H158ZM212 169H213V167H212ZM23 170H24V172H23ZM82 170H83V172L85 171V173H82ZM89 170L91 171V169H88L87 167L78 168L77 177H81V175H82V177L90 175V174H88V172L90 173ZM179 170H181V171H179ZM239 170H242V171H239ZM238 171L241 172V174ZM154 172H156V173H154ZM162 172L164 173V175H162L163 174ZM151 173H152V175H151ZM47 176H49V177H47ZM152 176H155V178H153ZM156 176H158V177L156 178ZM232 176H234V177H232ZM90 177L89 178L92 179V182H93L95 180V178H92L93 177L92 173H91ZM144 177H145V179H149V180H145ZM150 177L152 179H154V181H156V182H154L153 180H152L153 182H151ZM162 177L163 178L166 177V180L163 179ZM242 177H243V175H242ZM75 178H73L71 180H76L77 178L76 179ZM98 178L101 179L102 177L100 176ZM159 178H161V179H159ZM79 180H82V178ZM223 180H221V182H223ZM88 181H90V180H88ZM161 181H162V183H163V181H164V183L166 182L168 184V186L166 183H165L166 185L165 184L162 185ZM76 182H78V181L76 180ZM92 182L90 181L88 183H92ZM66 183H69V184H66ZM145 183H148V184H145ZM149 184L151 185V189L149 188L150 187ZM156 184H157V186H156ZM159 185H161L162 187L161 186L159 187ZM5 186L6 187L0 186V199L3 200L0 202V204H3L4 202L9 203V201L11 203L14 200L13 199V193H12V187L9 184V189H10L9 190V189H7L8 184H6ZM178 186H179V188H178ZM153 187L155 189H153ZM157 187H159V188H157ZM141 188H142V190H141ZM148 188L150 189V191H148L149 190ZM160 188H162V190ZM163 188H165V189H163ZM72 189L70 192H72ZM156 189H159V190H156ZM54 190H57L58 194H55ZM152 190L154 192L156 191V193H154ZM152 193H154V194H152ZM8 196H10L11 199ZM142 196H143V198H141ZM131 197L134 199L130 200ZM145 197L147 198V200ZM8 198L10 199L9 201H8ZM74 198L76 199L77 197L73 196V199ZM143 200L145 203L143 202ZM132 202L134 204H132ZM142 205H144V206H142ZM141 206H142V208H141ZM132 209H134V210H132ZM169 209H170V211H169ZM5 213L2 216H5V218H4L5 221H8L11 223L12 219H10V217L7 218ZM74 213H75V207H73L71 209V214H74ZM58 216H59V218H58ZM62 216L64 218H61ZM1 219H3V218H1ZM62 220H63V222H62ZM60 221L62 224L60 223ZM63 223H64V227H63ZM59 226L61 228H59ZM74 226L76 227V229ZM44 227H46V229ZM31 228L34 229L36 231V233L33 232ZM43 228L45 229L46 233L51 237L46 235L45 231H43L44 230ZM185 229H187V231H184ZM189 229L192 231H188ZM38 231H39V233H38ZM82 231H84V232H82ZM91 231H93V233ZM87 232H88L89 236L86 235ZM37 233L39 234V236ZM91 233H92V237H90ZM42 234H44V238H43L44 240L42 239V237H43ZM45 235L47 236V239H46ZM67 235L68 236L70 235V237H71L70 240H73L71 243L75 242V243H73L74 244L73 246L70 242H68L69 240L67 241ZM52 236H54L55 238ZM64 236H65V238H64ZM34 237H38V238H34ZM56 237L61 239V240H59L60 246L54 244L55 243L54 240L56 241ZM61 237H63V238H61ZM51 238L54 240L52 241ZM30 240L32 242H30ZM46 240H49L51 243L45 242ZM40 243L43 245H41ZM52 243H53V246H51ZM44 244H46V245L44 246ZM61 244H62V246H61ZM40 246H43V247H40ZM180 246H181V249H179ZM41 248H44V249L42 250ZM39 249H41V251ZM67 249H69V250H67ZM55 250H56V252H55ZM42 251H44V252H42ZM30 254H31V256L29 257ZM34 254H36L35 255L36 257L34 256ZM24 256H26V257H24ZM30 258H32L33 260ZM34 258H37V259H34ZM56 258L60 259V260H58L59 263L56 261L57 260ZM64 258H65V260H64ZM28 259H29V261H28ZM83 260L81 257L80 259H78L77 261H74V262L75 263L78 262L77 264H83ZM50 262H52V263H50ZM101 262L107 263L108 262L107 258L105 257ZM19 264H20V262H19Z\"/></svg>",
    "mask_w": 264,
    "mask_h": 264
}]
</instances>
